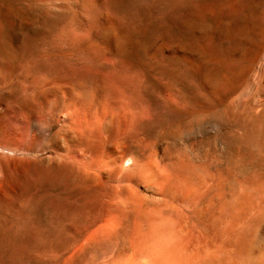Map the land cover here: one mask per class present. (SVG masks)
<instances>
[{
    "label": "rangeland",
    "instance_id": "obj_1",
    "mask_svg": "<svg viewBox=\"0 0 264 264\" xmlns=\"http://www.w3.org/2000/svg\"><path fill=\"white\" fill-rule=\"evenodd\" d=\"M20 1H22V4L19 3V5L18 2ZM40 1H43L45 6ZM46 1L47 0H17V2L15 1V3L13 0H0V2L2 3V5L0 4V11H3L2 13L0 12V41L9 37L8 40L5 39L4 42L1 41L3 46L2 44H0V113L3 108H8L9 112H16L17 115H20L21 117L29 114L28 116H30L31 118L30 131L32 137L35 140V144L33 145L32 149L25 151L21 146L11 144L7 136L4 137L3 135H1L2 126L0 125V146L2 144V146L0 147V264H125L127 263L128 259V262L130 264H133V262L134 264H145L144 262H146V259V263L149 264H151V261H153L152 264H160L161 262L162 264H171V262L172 264H194L196 263V260L199 261L200 258L202 259L205 256L207 257H205V259H202V264H209L210 261V264H217L216 262H219L218 260H220V263L222 264V260L224 258L222 257V259H220L222 253L225 254V258H228V261L230 259V262V257H232V254L233 258L235 257L234 255H238L235 246L236 237H239L238 234L240 235V237L242 236V238L246 239L244 245V252L246 254L243 252L242 254L240 253L238 256H236L237 258L240 257L239 259L236 258L238 261L240 260L239 264H241L242 261L243 264H259V260L262 261L261 264H264V0H139L140 2L137 0H107V3L109 4V9L112 6L110 9L111 14L124 21L128 16L126 22L156 19L158 23L159 20L162 23L168 21L169 24H167L166 27L162 25L163 27H160L161 30L158 33H162L164 31V33L168 37L173 39L178 44H181L186 41L184 28L186 25H189L187 43L190 44L188 45L189 48L191 47V54L193 56L194 61L193 65H191V67L188 69L189 71L186 70L178 60L166 59L164 61L159 60L160 62L157 61L158 63L154 62L155 64L153 62L151 64L150 62L143 65V70L149 77L153 78L154 76H158L157 78L161 80L163 78L166 83H170V86L173 85L172 88L177 93L180 103L182 104L181 106L179 105V108L184 112L178 110V108L175 115V117H178L172 119V122L170 121L164 125H161L162 130L160 126L150 128L145 131L141 140H135V144L133 142L132 152L135 156H137L138 160L140 159V167L138 166L139 168L137 167L133 171L127 173L130 176H127L126 174V179L128 180V182L132 180L129 183L135 181L133 185L129 186L124 183V187L122 185L119 186L117 183H114L113 185H110V188L109 186H107L108 189L106 188V191L101 192L102 194L100 193V191L96 190H94L96 191L94 192L92 190L86 191L84 189H81L80 187H78L77 181H75V178L72 175L71 179L68 178L70 174L69 169L67 170L66 167H59L55 165L52 160H47L48 156H53V150L47 148V146L51 143L54 134L58 131V127L54 126V128L52 129L49 128L48 123H50V117L52 113L50 114L49 108H46V105L39 98L38 91L45 86L44 84H47L49 81H58L59 79L65 77V75L67 76L74 74L81 64L88 61V56L82 46V43L72 40V36L74 34H82L85 31L84 26H82L74 19L72 11L70 10L69 6L72 0H49L47 2ZM180 1H182V4L180 3ZM110 2H112V5L110 4ZM153 2L154 4L155 2L159 3H157L156 5L149 4L150 7L147 5L148 3L153 4ZM26 3H30L34 7L30 4L26 5ZM168 3L172 7H174V9L170 7ZM175 3L176 6L178 4L177 7L175 6ZM40 4V8L37 7ZM229 6H232L233 8ZM20 7L21 9H18ZM44 7L46 8L44 9ZM143 7L145 8L143 9ZM146 7H149L151 9V12L152 10H155L149 19L148 17L149 15H151L150 9L146 10ZM169 8H171L170 12H168ZM231 8L232 11L234 8H236L237 11L235 10L232 13ZM31 9L34 11H32ZM158 10L159 14L157 13ZM174 10H176V12ZM22 11H26L28 13L25 12V14ZM36 11L39 15L36 13ZM20 12H22L23 14ZM9 13L10 15H8ZM14 13H17L16 16H20H15L14 18ZM139 13L142 14V16ZM166 13L168 15H166ZM154 14L155 16H153ZM162 14L164 16H162ZM7 15L9 17V20L11 19V22L8 20ZM35 15L38 16L36 17ZM175 15L177 16L175 17ZM43 16H45L46 18ZM158 16H161V19ZM20 17L23 20H21ZM27 17L28 19L26 20ZM5 18L7 21H5ZM16 18L18 19V24L16 23V21L14 22V19L16 20ZM8 22L10 23L8 24ZM12 22L15 23H13L14 25L12 26H16V29L12 28L14 32H12L10 28L12 27ZM21 22H23L24 24L22 23L21 25ZM25 22H30V24L32 23V25L27 23L26 25ZM6 23L7 27L5 28ZM39 24L41 25V27H39ZM27 26H30V28H28ZM35 26L36 28L39 27V29L37 28V30ZM23 28H27L28 30L30 29L31 31H28L27 29L22 30ZM64 28L66 30H64ZM17 29H19V31ZM235 29L238 34H234L236 32ZM169 30H172V32H170ZM44 31H46L45 33H43L45 36L42 34V32ZM151 31L147 33L148 35L146 34V37L149 43L152 41L151 44H154V37L156 38L155 35L157 34V32L156 30ZM6 32L7 34H5ZM51 32L53 33L51 34ZM151 33L153 34L151 35ZM14 34L16 35L14 36ZM2 35H4V37ZM235 35L238 36L237 39L235 38ZM25 36H28V38H26ZM9 40L11 41L9 42L11 44L9 45L11 46V48L8 47L6 43ZM234 40L239 43L234 44ZM74 42H76V45H74ZM203 45L205 46V48L207 46V50L204 48ZM5 47H8L10 49L6 50ZM75 48L77 50H75ZM61 49L65 51L63 52V50ZM1 50H3V54ZM10 50H13L15 53H11ZM82 50L83 53L81 52ZM6 51L8 52L6 53ZM82 54L86 56L83 55V57ZM5 58L6 63H4ZM83 58L85 61L83 60ZM159 63H161L162 65H160V71L156 69L159 67ZM171 65L173 68L171 67ZM154 66H156V68ZM38 67L41 69H39ZM153 69H155L156 72L155 70L154 72H152ZM157 70L160 74H158ZM4 71H6L7 73ZM13 71L16 73H14ZM168 71H170L171 74ZM177 71H179L180 73H177ZM184 71L187 73V75H185L186 73ZM166 72H168L169 74ZM182 72L183 74L181 75ZM21 73L23 74L21 75ZM151 73L152 76H150ZM155 73H157V76L155 75ZM165 73L168 74V76L170 75L169 77L167 76L168 81L165 78L166 76L164 77V75H166ZM175 73H177V75L179 76H177ZM13 75L18 76L14 77ZM189 75H191V77ZM8 76L9 80L5 82V77L7 78ZM171 76L172 78L176 79V81L173 79V84V81L171 79V82L169 81V78H171ZM184 76H189V78H187L190 80V82H187V78H185ZM164 80L162 81L165 82ZM176 82H179L180 84L178 83V85ZM175 83L177 84V87L175 86ZM22 84L24 85V87H22ZM31 91H33V93ZM180 94H183V99H181L182 95ZM27 96L29 97L27 98ZM29 98H31L30 100H28L29 102L26 101V99ZM32 100L35 103L34 106L33 103H30L32 102ZM185 100L186 102H184ZM20 102L21 104L23 102H28V104L26 103L24 105L23 103V106L20 104ZM186 104H189V106H186ZM15 106H17L18 108H15ZM31 106L32 110L30 109ZM38 111L41 112V114ZM27 112L28 114H24ZM186 114L188 115V117ZM259 116H261L262 118L260 119ZM252 117L254 118L252 119ZM180 120H183V122H180ZM184 120L186 122H184ZM45 122H48V125ZM252 122H254L255 126ZM179 126H181V129ZM155 129L157 131H152ZM48 131L50 134L48 133ZM4 138H6L7 141ZM45 143L47 144L45 145ZM155 144L157 145L155 146ZM154 147L155 149H159L160 159L162 160L163 164L159 173L155 175H153V173L151 172L146 171L143 166L144 162L155 158ZM150 148H153V150ZM138 153L140 154V156ZM228 162L230 163V165L228 164ZM46 163L50 166L52 163V166L50 167ZM173 163L187 164L190 167L191 175L194 178L195 184L199 186L198 188L197 185L195 186V189L193 190L194 192L192 191L191 196L186 202L187 204H183L180 201L175 200V204H177V207H179L177 209L179 210L175 209L160 211L165 201L169 200L166 197L164 190L165 181L172 173L171 165ZM48 168H52L53 170L51 169L52 171H49ZM222 168H225L226 171ZM58 169L62 174L64 171V174L61 179L58 178L59 183L56 184L58 182L56 181V176H62L61 174H59L60 172H58ZM49 173H52V176L49 175ZM222 173H225V175H223ZM45 175H49L51 177L48 178L47 176L48 180H36L38 179V177L45 178ZM215 175L216 178L214 177ZM219 175H222L224 177ZM66 178H68L69 180H66ZM49 179L51 182L49 181ZM72 182L76 183L75 186L74 183L71 184ZM148 182L155 183L154 188H151L150 193H146V190L143 191L144 188H142L143 185H145L144 183ZM138 183L139 187L137 186ZM116 186H118L119 188L116 189L118 191L121 190V192H116ZM136 186L138 187V189ZM225 187H227V190ZM69 188L75 194L72 193ZM114 189L115 191L111 192ZM130 189L132 190L130 191ZM133 189L137 193L136 198V193L133 192ZM196 189L198 190L196 191ZM206 190L209 191L207 192ZM76 192L77 194H79V196L76 194ZM108 192H111L110 196L107 195ZM86 193H89L87 195L90 197H87ZM213 193L215 194L213 195ZM224 193L225 195H222ZM103 194L104 196H102ZM99 195L103 197L105 202L103 201V199H101L99 202V199L101 198ZM139 195L141 198H138ZM260 195L262 198H260ZM108 196L111 197L112 200H106ZM114 196H117L116 201L115 199H113L115 198ZM147 196H149L150 199ZM95 197L99 198L98 202H96L97 199H95ZM118 197L120 199H124H122V203H119L121 201ZM257 197L261 200L257 199ZM157 198H159V200L161 199V202L163 204H161L160 201H157ZM214 198H216L218 201L217 213L214 215L213 221L209 225L204 226L200 224L195 217L190 215L188 212L187 216V214L185 213L186 211L183 210L186 205H191L190 208L195 207L201 202V200L206 201L207 204H210L214 201ZM221 198H224V200ZM137 199L142 200L144 205L143 208L141 207V203L140 206L134 204L136 203ZM238 199H241V203ZM258 200L260 201L259 203ZM219 201H221V204ZM139 202L140 201H137V203ZM158 204H161V206H159L160 209L158 207ZM154 205L155 207L157 206L156 209L154 208ZM182 205L183 207H181ZM140 207L142 209H140ZM145 208L147 209L145 210ZM181 208L182 213L180 212ZM230 208L233 209L231 210ZM227 209H229L230 211H228ZM236 209H238V211ZM137 211L140 212L138 213ZM142 211L143 213H141ZM151 211H153V213L157 212L158 214L155 213L153 215ZM114 213H116V215ZM168 214L170 215V217L167 216ZM112 216L117 217V219H114L119 222L120 226L117 229L118 231L109 229L107 230L104 227L105 220L110 218L112 219ZM161 216L162 218H165L164 222L167 220L169 221V219L171 221L173 220L172 224L174 226L171 224V221H167V223H169L168 226L166 222V224H164V222H162L163 220ZM173 216H175L176 218ZM177 217L180 219L178 220ZM121 218L123 220H121ZM153 219L155 220L154 222H156V224L153 222ZM174 219L177 220L179 224H177ZM145 220H151V222H153L152 225L153 229H155L154 231H152V225L148 226L150 225V221L145 224ZM186 221L188 222L186 223ZM159 223L161 226L165 225L167 227V231H165L166 229L164 227L162 229L161 226H159ZM232 224L234 228H232ZM154 225L157 226V229ZM194 225L197 226L198 229ZM240 225H242V227ZM172 227L175 231L172 229ZM192 228L194 229V231H192ZM169 229L171 230L172 237H170L171 235H168ZM179 229L182 230L180 231ZM156 230L159 234H155ZM259 230H261L260 233ZM202 231L205 234L207 233V239H205V235H202ZM151 233L155 236H153ZM208 233L211 236H208ZM178 234L182 235L179 236ZM230 234H232V239L230 238ZM175 235H177L176 239H174ZM166 236L168 238H166ZM182 236L186 237L182 238ZM169 237L171 238V241H169ZM201 237H203L202 239L205 240L203 241L201 239V242H199L200 240L198 239H200ZM172 239L174 241L176 240L175 242L177 244H175ZM177 239L180 240V242H178ZM212 239L213 241L215 239V241L212 242ZM167 240L169 242H166V245L164 242ZM196 241L199 242L197 246ZM219 242L220 244L222 243L221 246ZM122 243H124L123 246ZM125 243L128 244V247ZM168 243H171L170 245H173V248L174 246L177 247V249L174 248L172 250V247ZM210 243H212L213 245L215 243L216 246L214 245V248H210V246L212 245ZM158 244H160L161 246ZM203 244H205L206 246H203ZM223 245L225 246L224 250ZM226 245L229 246H227V248H229L230 251L234 247V252L236 251L237 254L231 251L233 253L230 252L231 256L229 257L228 255L230 254L227 255V252H222V250H229L226 248ZM201 246H203L202 248L206 247V249L209 246V248L212 250L210 254L213 253L211 255L212 257L208 258V255L210 256V254H208V252L210 251L208 250L209 248L207 250H202H205L206 252L208 251V255H206L204 251V256L201 252ZM218 246L223 247H219L220 249L217 256V254H215L213 250L216 249ZM198 247H200V251ZM125 248L127 249L124 250ZM162 248L168 249L167 251L164 250L165 254L163 251V255L161 253L163 250ZM195 248L197 249L195 250ZM191 249H194V251ZM186 250L188 252H186ZM175 251L177 255H175ZM197 251L201 252L200 256L202 255L203 257L199 258V255H196L195 253ZM113 253L115 254V256ZM154 253L155 255L157 254L156 257ZM159 253L161 254V256L159 255ZM219 253L221 254L219 255ZM189 255L191 258L189 257ZM226 255L228 257H226ZM125 256L128 257L125 258ZM132 256H134V260L131 258ZM213 256H215V258ZM157 257L159 258L158 261ZM160 257L163 259L162 261L160 260ZM225 258L223 260L224 264H230ZM130 259L132 260L130 261ZM123 260H126V262ZM184 260L188 262L185 263L183 262ZM112 261H114L115 263ZM198 263L200 264V262ZM231 264L233 263L231 262Z\"/></svg>",
    "mask_w": 264,
    "mask_h": 264
},
{
    "label": "bare ground",
    "instance_id": "obj_2",
    "mask_svg": "<svg viewBox=\"0 0 264 264\" xmlns=\"http://www.w3.org/2000/svg\"><path fill=\"white\" fill-rule=\"evenodd\" d=\"M5 1V0H4ZM11 1V0H10ZM14 2L17 0H13ZM19 1V0H18ZM49 1V0H47ZM46 1V2H47ZM139 1V0H137ZM144 1V0H143ZM148 1V0H147ZM146 1V2H147ZM165 1V0H164ZM178 1V0H177ZM187 1V0H186ZM185 1V2H186ZM190 1V0H189ZM15 2V3H16ZM41 2V1H40ZM45 2V1H44ZM69 2V1H68ZM118 2V1H117ZM116 2V3H117ZM121 2V1H120ZM119 2V3H120ZM136 2V1H135ZM140 2V1H139ZM152 2V1H151ZM160 2V1H159ZM157 2V3H159ZM175 2V1H174ZM5 3V2H4ZM13 3V2H12ZM21 3L22 4V1L18 2V4ZM43 3V1L41 2ZM60 3V2H59ZM58 3V4H59ZM122 3V2H121ZM143 3V2H142ZM155 2L152 3H148L147 5L149 6V4L151 5H156L157 4ZM180 3L182 4V1H180ZM237 3V2H236ZM245 3V2H244ZM0 4L2 5V3L0 2ZM30 4V3H29ZM26 3V5H29ZM36 4V3H35ZM39 4V3H37ZM44 4V3H43ZM51 4V3H50ZM57 4V5H58ZM110 4L112 5V2H110ZM138 4V3H137ZM146 4V3H145ZM165 4V3H164ZM169 4V3H168ZM179 4V2H178ZM177 4V6H178ZM0 5V6H1ZM15 5V4H14ZM20 5V4H19ZM31 5V4H30ZM109 4L107 3V0H72L71 1V4H70V10L72 11V14L74 16V19L80 23L82 26H84V33L82 34H74L72 36V40L73 41H77V42H81L82 43V46L85 50V52L87 53V56H88V61L87 62H84L83 64L80 65V67L76 70V72L72 75H65V77H63L62 79H59L58 81H49L47 84H44L45 86L43 88H41L39 91H38V96L39 98L43 101V103L46 105V108L48 107L49 108V111H50V114H51V117H50V123H46L49 128H54V126H57L58 127V131L54 134L52 140H51V143L47 146V148H50L52 149L51 151L53 152V156L50 157L48 156L47 157V160H52L53 163L59 167H66L67 170L69 169L70 170V174L68 176L69 179H71V175L75 178V181H77V185L78 187H80L81 189H84L86 191L88 190H96V191H100L101 192H104L106 191L105 189L107 188V186H109L110 188V185H113L114 183H117L119 186L122 185L124 186V183H126L127 185L129 186H132L133 183L135 182H132V183H129L131 181L128 182V180L126 179V174L133 171L134 169H136L140 162L137 158V156H135L132 152V145H133V142L137 139H142L143 138V135L145 133V131H147L148 129L150 128H154V127H159L161 128L162 130V127L161 125H164L168 122H172V119H175V115H176V111L177 109L179 108V105L181 106L182 104L180 103V100H179V97L177 95V93L175 92V90L172 88V86H170V83H166V81L162 78V80H164L165 82H163L161 79L157 78L158 76L156 75L157 73H155V75L157 77H149L146 72L143 70V65H145L146 63H150L152 64V62H160L159 60H178L181 65L186 69L188 70L191 65H193V56H192V51H191V47L189 48V43H187V38H188V34H189V25H186L184 30H185V35H186V41L181 43V44H178L176 43L173 39H171L170 37H168L164 31L162 33H158L160 32L161 28L163 26L166 27L167 24H169V22H165V23H162L160 22L159 20V23L156 21V20H146V21H132V22H126L127 20V17H126V20H122V19H119L117 17H115V15H112L111 14V7L109 9ZM139 5V4H138ZM141 5V4H140ZM146 5V6H147ZM167 5V4H166ZM170 5V4H169ZM190 5V4H189ZM11 6V5H10ZM33 6V5H31ZM30 6V8H31ZM41 6L38 5L37 7ZM45 6V4H44ZM47 6H48V3H47ZM115 6V5H114ZM121 6V5H120ZM144 6V4H143ZM159 6V5H158ZM161 6V5H160ZM175 6H176V3H175ZM176 6V7H177ZM182 6V5H181ZM34 7V6H33ZM36 7V6H35ZM116 7V6H115ZM130 7V6H129ZM142 7V6H141ZM150 7V6H149ZM149 7H146L148 9H150ZM169 7V6H168ZM170 7H172L170 5ZM229 7H232V6H229ZM1 8V7H0ZM8 8V7H7ZM12 8V7H11ZM40 8V7H39ZM38 8V9H39ZM46 7H44L45 9ZM52 8V6H51ZM56 8V7H55ZM145 7H143L144 9ZM155 8V6H154ZM153 8V9H154ZM157 8V7H156ZM174 9V7H172ZM187 8V7H186ZM233 8V7H232ZM232 8H231V11H232ZM250 8V7H249ZM10 9V8H9ZM15 9V8H14ZM18 9H21L18 8ZM27 9V8H26ZM34 9V8H33ZM121 9V7H120ZM141 9V8H140ZM159 9V7H158ZM168 9V8H167ZM170 9L169 8V11L170 12ZM172 9V10H173ZM176 9V8H175ZM2 10V9H1ZM30 10V9H28ZM32 10V9H31ZM36 10V9H35ZM40 10V9H39ZM183 10V9H182ZM186 10V9H185ZM189 10V9H188ZM191 10V9H190ZM236 8L233 9V11H235ZM19 11V10H18ZM17 11V12H18ZM27 11V10H26ZM25 11V12H26ZM34 11V10H32ZM31 11V12H32ZM119 11V10H118ZM121 11V10H120ZM145 11V10H144ZM155 11V10H154ZM152 10L151 12V9H150V14L148 19L150 18V16H152L153 12ZM176 12V10H174ZM228 11V10H227ZM232 11V13H233ZM237 11V10H236ZM1 12V11H0ZM3 12V11H2ZM1 12V13H2ZM9 12V10H8ZM15 12V11H14ZM23 13H25L24 11H22ZM20 12V13H22ZM40 12V11H39ZM149 12V11H148ZM146 12V13H148ZM174 12V14H175ZM245 12V11H244ZM12 13V12H11ZM22 13V14H23ZM28 13V12H26ZM25 13V14H26ZM33 13V12H32ZM37 13V11H36ZM35 13V14H36ZM48 13V12H47ZM138 13V12H137ZM143 13V12H142ZM159 14V10L157 12ZM161 13V11H160ZM231 13V12H230ZM15 14V15H14ZM12 15H14L13 17L15 18V16L17 15V13H14ZM19 14V13H18ZM25 14H24V17H25ZM38 14V13H37ZM135 14V13H134ZM140 14V13H139ZM144 14V13H143ZM10 15V13L8 14ZM7 15V18L9 20V17ZM11 15V17H12ZM28 15V14H27ZM39 15V14H38ZM37 15V16H38ZM55 15V14H54ZM142 16V14H140ZM148 15V14H147ZM166 15H168L166 13ZM20 15L16 16V17H19ZM36 16V15H35ZM36 16V17H37ZM57 16V15H56ZM120 16V14H119ZM122 16V15H121ZM155 16V14L153 15ZM162 16H164L162 14ZM177 15H175L176 17ZM45 17V16H43ZM131 17V16H130ZM136 17V16H135ZM146 17V16H144ZM159 17V16H158ZM157 17V18H158ZM161 17V16H160ZM159 17V18H160ZM172 17V16H171ZM2 18V17H1ZM21 18V17H20ZM46 18V17H45ZM57 18V17H56ZM158 18V19H159ZM238 18V17H237ZM28 19V17L26 18V20ZM144 19V18H143ZM154 19V18H153ZM161 19V18H160ZM166 19V18H165ZM171 19V18H170ZM4 20V19H3ZM13 20V19H12ZM17 18L16 20L14 19V22L16 21L17 23ZM21 20H23L21 18ZM30 20V18H29ZM28 20V21H29ZM40 20V19H39ZM51 20V19H50ZM142 20V19H141ZM145 20V19H144ZM163 20V19H162ZM174 20V19H173ZM5 21L6 18H5ZM11 22V19L9 20ZM20 21V20H19ZM35 21H38V20H35ZM176 21V20H175ZM4 22V21H3ZM8 22V24L10 23ZM12 22L11 23V26L14 25L15 23ZM42 22V21H40ZM39 22V23H40ZM181 22V20H180ZM183 22V21H182ZM14 23V24H13ZM23 22H21V25H22ZM27 22H25L26 24ZM45 23V22H44ZM63 23V22H62ZM3 24V23H2ZM1 24V25H2ZM18 24V23H17ZM24 24V23H23ZM27 24H30L27 23ZM26 24V25H27ZM38 24V23H37ZM56 24V23H55ZM4 25V24H3ZM2 25V26H3ZM7 23L5 24V28L7 27L6 26ZM25 25V26H26ZM32 25V23L30 24ZM35 25V24H34ZM59 25V24H58ZM163 25V26H162ZM176 25V24H175ZM10 26V25H9ZM20 26V25H19ZM38 26V25H37ZM61 26V25H60ZM162 26V27H161ZM230 26V25H229ZM228 26V27H229ZM236 26V25H235ZM4 27V26H3ZM2 27V28H3ZM16 27V26H15ZM15 27H10L11 28V31H13L12 28H15ZM28 27V26H27ZM39 27H41V25L39 24ZM39 27H37L39 29ZM54 27V26H53ZM161 27V28H160ZM179 27V26H178ZM234 27V26H233ZM1 28V26H0ZM30 28V26L28 27ZM36 28V26H35ZM36 28V29H37ZM55 28V27H54ZM78 28V27H77ZM80 28V27H79ZM4 29V28H3ZM16 29V28H15ZM21 29V28H19ZM19 29H17L19 31ZM27 29V28H26ZM26 29H22V30H26ZM37 29V30H38ZM52 29V27H51ZM165 29V28H164ZM163 29V30H164ZM233 29V28H232ZM237 29V27H236ZM235 29V31H236ZM5 30V29H4ZM8 30V29H7ZM6 30V31H7ZM28 30V29H27ZM30 30V29H29ZM28 30V31H29ZM36 30V31H37ZM64 30H66L64 28ZM75 30V28H74ZM78 30V29H77ZM151 30H156L157 34L155 35L156 38L154 37L155 39V43L154 44H151L152 41L149 43V41H147V33H149ZM10 31V29H9ZM8 31V32H9ZM16 31V30H15ZM31 31V30H30ZM58 31V30H57ZM170 31V30H169ZM1 32V31H0ZM3 32V31H2ZM11 32V33H12ZM46 31L42 32L45 33ZM49 32V31H48ZM55 32V31H54ZM153 32V31H151ZM167 32H168V29H167ZM172 32V30L170 31ZM4 33V32H3ZM19 33V32H17ZM26 33V32H25ZM53 32H51L52 34ZM80 33V32H79ZM178 33V32H177ZM227 33V32H226ZM238 34V32L236 31L234 34ZM7 34V32L5 33ZM41 34V33H40ZM50 34V35H51ZM69 34V33H68ZM147 34V35H146ZM153 33H151L152 35ZM230 34V33H229ZM242 34V33H241ZM16 34H14L15 36ZM44 35V34H43ZM64 35V34H63ZM209 35V34H208ZM228 35V33H227ZM4 37V35H2ZM9 36V35H8ZM45 36V35H44ZM229 36V35H228ZM234 36V35H233ZM240 36V35H239ZM7 37V35H6ZM26 37V36H25ZM30 37V36H29ZM150 37V35H149ZM238 36L235 35V38L237 39ZM11 38V37H10ZM24 38V37H23ZM28 38V36L26 37ZM25 38V39H26ZM48 38V37H47ZM153 38V37H151ZM5 39H9V37L5 38ZM4 39V40H5ZM20 39V38H19ZM56 39V38H55ZM4 40H1L4 42ZM54 40V39H53ZM150 40V39H149ZM0 41V42H1ZM58 41V40H57ZM64 41V40H63ZM239 41V40H237ZM6 42V41H5ZM9 42H11L10 40L7 41V46L11 48V45ZM14 42V41H13ZM33 42V40H32ZM68 42V40H67ZM235 42V43H234ZM234 44H238L239 42H236V40H234ZM9 43V44H8ZM26 43H27V40H26ZM79 43V44H81ZM2 44V42L0 43ZM68 44V43H67ZM189 44V45H188ZM208 44V43H207ZM212 44H213V41H212ZM20 45V43H19ZM74 45H76V42H74ZM73 45V46H74ZM3 46V44H2ZM6 46V45H5ZM13 46V45H12ZM70 46V45H69ZM78 46V45H77ZM204 46V45H203ZM6 48L7 49H10V48ZM29 47V46H28ZM68 47V46H67ZM75 47V46H74ZM72 47V48H74ZM18 48V47H17ZM30 48V47H29ZM64 48V47H63ZM71 48V47H70ZM81 48V47H80ZM205 48V46H204ZM203 48V49H204ZM207 48V46H206ZM205 48V49H206ZM1 49V48H0ZM13 49V48H12ZM35 49V48H34ZM65 49V48H64ZM63 50V49H61ZM75 50H77L75 48ZM202 50V49H201ZM207 50V49H206ZM2 51V54H3V50ZM5 51V50H4ZM9 51V50H8ZM6 51V53L8 52ZM11 53L14 52L13 50H10ZM57 51V50H56ZM65 50H63L64 52ZM74 51V50H73ZM78 52V51H77ZM77 52H74V53H77ZM83 53V50L81 51ZM204 52V51H203ZM5 53V54H6ZM9 53V54H11ZM15 53V52H14ZM72 53V52H71ZM4 54V55H5ZM8 54V55H9ZM59 54V53H58ZM80 54V53H79ZM3 55V56H4ZM7 55V56H8ZM18 55V54H17ZM53 55V54H52ZM55 55V53H54ZM78 55V54H77ZM81 55V54H80ZM84 54H82L83 56ZM79 56V55H78ZM81 56V57H82ZM86 56V55H84ZM83 56V57H84ZM1 57V56H0ZM53 57V56H52ZM57 57V56H56ZM74 57V56H73ZM50 58V57H49ZM10 59V58H9ZM55 59V58H54ZM84 60V58H83ZM19 61V60H18ZM67 61V60H66ZM85 61V60H84ZM15 62V60H14ZM13 62V63H14ZM81 62V61H80ZM157 62V63H158ZM4 63H6V58L4 59ZM42 63V61H41ZM69 63V62H68ZM74 63V62H72ZM76 63V62H75ZM78 63V62H77ZM156 63V64H157ZM195 63V62H194ZM155 64V63H154ZM167 64V63H166ZM165 64V65H166ZM72 65V64H71ZM161 63H159V67H160ZM173 65V64H172ZM171 65V67H172ZM79 66V65H78ZM162 66V65H161ZM168 66V65H167ZM77 67V66H76ZM156 68V66H154ZM158 67V65H157ZM158 69L159 71L161 70V67L160 69ZM7 68V67H6ZM39 68V67H38ZM150 68V67H149ZM168 68V67H166ZM173 68V67H172ZM10 69V68H9ZM21 69V68H19ZM25 69V68H24ZM27 69V68H26ZM41 69V68H39ZM151 69V68H150ZM16 70V69H15ZM14 70V71H15ZM147 70V69H146ZM155 69L152 70V72H154ZM157 70V72H158ZM173 70V69H172ZM7 71V70H6ZM4 71V72H6ZM10 71V70H9ZM13 71V72H14ZM19 71V70H18ZM189 71V70H188ZM151 72V70H150ZM156 72V70H155ZM170 73V71H168ZM166 72V73H168ZM185 72V71H184ZM7 73V72H6ZM10 73V72H9ZM16 73V72H14ZM13 73V74H14ZM165 73V74H166ZM168 73V74H169ZM177 73H180L179 71H177ZM177 73H175L177 75ZM186 73V72H185ZM23 73H21L22 75ZM33 74V73H32ZM40 74V73H38ZM158 74H160L158 72ZM168 74L164 75V77L166 78V80L168 81L167 79V76ZM171 74V73H170ZM174 74V75H175ZM183 74V72L181 73V75ZM188 74H191V73H188ZM15 75V74H14ZM13 75V76H14ZM20 75V76H21ZM27 75V74H26ZM44 75V74H43ZM154 75V74H153ZM173 75V76H174ZM175 75V76H176ZM180 75V76H181ZM187 75V73L185 74ZM18 76V75H17ZM17 76H14V77H17ZM38 76V75H37ZM152 76V73L151 75ZM170 76V75H169ZM168 76V77H169ZM179 76V75H177ZM191 77V75H189ZM189 76H184L185 78H189ZM35 77V76H34ZM47 77V76H46ZM4 78V77H3ZM9 76L5 79L7 82ZM25 78V77H24ZM184 78V79H185ZM187 78V82H190V80ZM36 79V78H35ZM34 79V80H35ZM38 79V78H37ZM173 81L174 78H169V81L171 82V80ZM31 80V79H30ZM176 81V79H174ZM189 80V81H188ZM19 81V80H18ZM32 81V80H31ZM178 81V80H177ZM27 82V81H26ZM36 82V81H35ZM38 82V80H37ZM19 83V82H18ZM29 83V82H28ZM174 83V81L172 82V84ZM177 83V82H176ZM175 83V84H176ZM179 83V82H178ZM177 83V84H178ZM11 84V83H10ZM177 84L175 85L177 87ZM180 84V83H179ZM178 84V85H179ZM23 85V84H22ZM33 85V84H32ZM38 85V84H37ZM17 86V85H16ZM2 87V86H1ZM15 87V86H14ZM24 87V85L22 86ZM30 87V86H29ZM20 88V87H19ZM182 88V87H181ZM13 89V87H12ZM15 89V88H14ZM38 89V88H37ZM179 89V88H178ZM23 90V89H22ZM27 91V90H26ZM34 91V90H33ZM33 91H31L33 93ZM15 92V91H14ZM13 92V93H14ZM185 92V91H184ZM6 93V92H5ZM27 93V92H26ZM4 94V93H2ZM21 94V93H20ZM19 94V96H20ZM6 95V94H4ZM23 95V94H22ZM182 95L181 96V99H183L182 97L183 94H180ZM29 96H27L28 98ZM36 97V96H35ZM23 98V96H22ZM26 98V97H25ZM37 98V97H36ZM31 98L29 99H26V101L30 100ZM35 100V99H34ZM24 101V99H23ZM38 101V99H37ZM22 102V101H21ZM20 102V104H21ZM29 102V101H28ZM28 102H26L28 104ZM186 102V100L184 101ZM183 102V103H184ZM5 103V102H4ZM24 103V102H23ZM23 103L21 105H23ZM24 103V105L26 104ZM30 103H33V106L35 105V103L33 102H30ZM188 103V101H187ZM185 104V103H184ZM190 104V102H189ZM189 104H186V106H189ZM23 105V106H24ZM32 105V104H31ZM42 105V104H41ZM40 105V107H41ZM19 106V105H17ZM17 106H15V108H18ZM38 107V106H37ZM183 107V106H182ZM185 107V106H184ZM32 108V106L30 107V109ZM34 108V107H33ZM45 108V107H44ZM35 109V108H34ZM38 109H41V108H38ZM19 110V109H18ZM28 110V109H27ZM32 110V109H31ZM178 110H181L180 108ZM29 111V110H28ZM44 111V110H43ZM182 111V110H181ZM23 112V111H22ZM33 112V111H32ZM31 112V113H32ZM39 112V111H38ZM184 112V111H182ZM36 113V112H35ZM41 114V112H39ZM179 113V112H178ZM24 114H28L27 113H24ZM23 115V114H22ZM29 115V114H28ZM28 115H25L23 117H21L20 115H17L16 112H13V111H10L9 112V109L8 108H3V110L1 111L0 113V125L2 126V133L1 135H3L4 137L7 136L9 138V141L11 144H15L16 146H21L25 151H28V150H31L33 145L35 144V140L34 138L32 137L31 135V118L30 116ZM187 115V114H186ZM40 117V116H39ZM42 117V116H41ZM46 117V116H45ZM188 117V115H187ZM260 119L262 118L261 116H259ZM43 118V117H42ZM181 118V117H180ZM254 117H252L253 119ZM44 119V118H43ZM186 119V118H185ZM257 119V118H256ZM259 119V120H260ZM183 122V120H180V122ZM254 121V120H252ZM184 122H186L184 120ZM259 122V121H258ZM38 123V122H37ZM36 123V124H37ZM43 123V122H42ZM254 124V122H252ZM261 123V122H260ZM170 124V123H169ZM183 124V123H182ZM175 125V124H173ZM186 125V123H185ZM262 125V124H260ZM264 125V124H263ZM255 126V124H254ZM259 126V125H258ZM257 126V127H258ZM44 127H45V124H44ZM180 129H181V126H179ZM183 127V126H182ZM176 128V127H175ZM177 129V128H176ZM179 129V128H178ZM259 129V128H258ZM263 129V128H262ZM44 130V128H43ZM257 130V129H256ZM152 131H157L156 129L155 130H152ZM262 132V131H261ZM49 133V131H48ZM263 133V132H262ZM43 134V133H42ZM50 134V133H49ZM250 134V133H249ZM46 135V134H44ZM247 135V134H246ZM244 136V135H243ZM242 136V137H243ZM45 137V136H44ZM248 137V136H247ZM2 139V138H1ZM6 140V138H4ZM145 139V138H144ZM7 141V140H6ZM141 142V141H140ZM2 143V142H1ZM139 143V142H138ZM143 143V142H142ZM47 143H45L46 145ZM135 144V142H134ZM149 144H152V143H149ZM138 145V144H137ZM147 145V144H146ZM157 144H155L156 146ZM169 145V144H168ZM2 146V144H1ZM0 146V147H1ZM5 147V146H4ZM3 147V149H4ZM42 147V146H40ZM139 147V146H138ZM152 147V145H151ZM11 148V147H10ZM14 148V147H13ZM44 148V147H43ZM7 149V148H5ZM21 149V148H20ZM153 150V148H150ZM155 149V147H154ZM47 150V149H46ZM8 151V150H7ZM154 155H155V158L147 161V162H144L143 163V166L145 168L146 171L148 172H151L153 173V175L155 174H158L159 171L161 170V167H162V160L160 159V154H159V149H155L154 150ZM164 152V151H163ZM28 153V152H27ZM40 153V152H39ZM47 153V152H46ZM43 154V153H41ZM139 154V153H138ZM150 154V152H149ZM25 156V155H24ZM27 156V155H26ZM140 156V154H139ZM252 157V156H250ZM26 158V157H25ZM140 158V157H139ZM152 158V157H151ZM24 159V158H23ZM164 159V158H163ZM26 161V160H25ZM165 161V160H163ZM22 162V161H21ZM20 162V163H21ZM49 162V161H48ZM51 162V161H50ZM183 162V161H182ZM38 163V162H37ZM164 163V162H163ZM24 164V162H23ZM47 164V163H46ZM165 164V163H164ZM228 164L230 165V163L228 162ZM227 164V166H228ZM26 165V164H25ZM48 165V164H47ZM214 165V164H213ZM50 166V165H48ZM51 166H52V163H51ZM50 166V167H51ZM225 166V165H224ZM26 167V166H25ZM140 167V166H139ZM138 167V168H139ZM166 167V166H164ZM169 167V166H167ZM208 167V166H206ZM64 168V169H66ZM221 168V167H220ZM49 169V168H48ZM47 169V170H48ZM52 169V168H51ZM49 169V171L51 170ZM53 169H54V166H53ZM52 169V170H53ZM60 169V168H59ZM58 169V172H60V170ZM223 170L225 168H222ZM51 170V171H52ZM63 170V169H62ZM66 170V171H67ZM164 170V169H163ZM171 170H172V173L171 175L166 179L165 181V194H166V197L169 199L168 201H165V203L163 204L161 202V199L159 200V198H157L158 200L157 201H160L161 204H163V206H161V204L159 205L158 204V207L160 209V211L162 210H175L179 207H177V204H175V200L177 201H180L181 203L183 204H187V200L189 199V197L191 196L192 194V191L195 189V186L197 184H195V181H194V178L193 176L191 175V171H190V167L185 164V163H173L171 165ZM170 170V171H171ZM200 170V169H199ZM57 171V170H56ZM202 171V170H201ZM226 171V169H225ZM54 172V171H53ZM140 172V170H139ZM145 172V171H144ZM169 172V171H168ZM204 172V171H203ZM150 173V174H151ZM170 173V172H169ZM201 173V172H200ZM208 173V172H207ZM56 174V173H55ZM59 174H61L62 176H59L57 178L56 181H58V178L61 179V177H63V174H64V171H63V174L60 172ZM67 174V175H68ZM221 174V173H220ZM223 175H225V173H222ZM49 175L52 176V173ZM48 176L51 177V176ZM160 175H161V172H160ZM231 175V174H230ZM47 176L45 175L44 177L45 178H39L40 177V174H39V177L38 179H36L37 181L40 179H44V180H48ZM127 176H130L127 174ZM167 176V175H165ZM200 176V175H199ZM219 176H222V175H219ZM36 177V178H37ZM42 177V175H41ZM141 177V176H140ZM216 178V175L214 176ZM224 177V176H222ZM221 177V178H222ZM260 177V176H259ZM68 178H66V180H69ZM143 178V177H142ZM141 178V179H142ZM210 178V177H209ZM219 178V177H218ZM241 178V177H240ZM32 179V178H31ZM199 179V178H198ZM220 179V178H219ZM229 179V178H228ZM43 180V181H44ZM65 180V181H66ZM165 180V179H164ZM196 180V179H195ZM50 181V179H49ZM62 181V180H61ZM72 181V180H70ZM74 181V182H75ZM155 181V180H154ZM215 181V180H214ZM221 181V180H220ZM51 182V181H50ZM49 182V183H50ZM55 182V181H54ZM64 182V180H63ZM69 182V181H68ZM74 182H72L71 184H73ZM198 182V181H196ZM216 182V181H215ZM230 182V181H229ZM237 182V181H236ZM48 183V184H49ZM56 183V182H55ZM59 181L56 183L58 184ZM66 183V182H65ZM235 183V182H234ZM62 184V183H61ZM69 184V183H68ZM76 183H74V186H75ZM145 185H143L142 188L143 191L146 190V193H150L151 191V188L153 187L154 188V185L155 183L154 182H148V183H144ZM199 184V183H198ZM220 184V183H219ZM226 184V183H225ZM242 184V182H241ZM251 184H252V181H251ZM54 185V183H53ZM202 185V184H201ZM218 185V183H217ZM229 185V184H228ZM238 185V184H237ZM236 185V186H237ZM56 186V185H55ZM72 186V187H74ZM122 186H121V189H122ZM137 186L139 187V183L137 184ZM136 186V187H137ZM162 186V185H161ZM199 185H197V188H198ZM216 186V184H215ZM231 186V185H230ZM66 187V186H65ZM64 187V188H65ZM68 187V186H67ZM70 187V188H72ZM125 187V186H124ZM137 187V189H138ZM205 187V186H204ZM213 187V186H212ZM238 187V186H237ZM243 187V185H242ZM262 187V185H261ZM69 188V189H70ZM76 188V187H75ZM119 189L118 186L115 187V189ZM130 188V187H129ZM134 188V187H133ZM162 188V187H161ZM206 188V187H205ZM226 190H227V187H225ZM236 188V187H235ZM253 188V187H252ZM67 189V188H66ZM74 189V188H73ZM108 189V188H107ZM114 190H109L111 192L115 191ZM116 189V190H117ZM136 189V190H137ZM231 189V188H230ZM71 190V189H70ZM76 190V189H75ZM125 190V189H124ZM132 189H130L131 191ZM141 190V189H140ZM156 190V189H155ZM158 190V189H157ZM198 189H196L197 191ZM211 190V189H210ZM216 190V189H215ZM232 190V189H231ZM242 190V189H241ZM72 191V190H71ZM81 191V190H80ZM94 191V192H96ZM108 191V190H107ZM204 191V190H203ZM207 191V190H206ZM205 191V192H206ZM209 191V190H208ZM207 191V192H208ZM219 191V190H218ZM229 191V190H228ZM234 191V189H233ZM262 191V190H261ZM69 192V191H68ZM111 192L107 195H111ZM116 192H121L120 191H116ZM133 192H135V190L133 189ZM194 192V191H193ZM199 192V191H198ZM197 192V193H198ZM204 192V193H205ZM215 192V191H214ZM259 192V190H258ZM72 193H74L72 191ZM81 193V192H80ZM92 193V192H91ZM136 193V192H135ZM160 193V192H159ZM216 193V192H215ZM213 193V195L215 194ZM231 193V192H230ZM75 194V193H74ZM77 194V192H76ZM89 194V193H86V195ZM99 194V193H98ZM102 194V193H101ZM201 194V193H200ZM232 194V193H231ZM259 194H262V193H259ZM79 196V194H77ZM95 195V194H94ZM113 195V194H112ZM118 195V194H117ZM147 195V194H146ZM153 195V194H151ZM157 195V194H156ZM195 195V194H194ZM206 195V194H205ZM203 195V196H205ZM222 195H225L222 194ZM230 195V194H229ZM240 195V194H239ZM245 195V194H244ZM83 196V195H82ZM81 196V197H82ZM100 196V195H99ZM98 196V197H99ZM104 196V194L102 195ZM105 197L106 200L108 199H111V197ZM159 196V195H158ZM212 196V194H211ZM77 197V196H76ZM87 197H90L87 195ZM101 197V196H100ZM115 198V201L117 200V196H114ZM137 197V193L135 195V198ZM149 197V196H147ZM153 197V196H152ZM197 197V196H195ZM218 197V196H217ZM225 197V196H224ZM237 197V196H235ZM264 197V195H263ZM93 198V197H92ZM119 198V197H118ZM138 198H141L140 195L138 196ZM155 198V197H154ZM166 198V200H167ZM212 198V197H211ZM260 198L261 195H260ZM68 199V198H66ZM81 199V198H80ZM90 199V198H89ZM97 199L96 202H98V199L99 198H96ZM103 199V197H101L99 199V202L100 200ZM120 199V198H119ZM123 199V198H122ZM122 199H120L121 202L119 203H122ZM147 199V198H146ZM150 199V197H149ZM153 199V198H152ZM210 199V198H209ZM213 199V198H212ZM224 200V198H221ZM242 199V198H241ZM241 199L239 200L240 203H241ZM255 199V198H253ZM257 199H259L257 197ZM91 200V199H90ZM112 200V199H111ZM124 200V199H123ZM155 200V199H154ZM198 200V199H197ZM201 200V199H200ZM220 200V199H218ZM228 200V199H227ZM261 200V199H259ZM258 200V203L260 202ZM264 200V198H263ZM104 201V199H103ZM102 201V202H103ZM137 201H140L139 203H137ZM136 204L137 206H140V203L142 204L141 207L143 208V202L142 200L140 199H137ZM144 201V200H143ZM156 201V200H155ZM163 201V202H164ZM195 201V200H194ZM222 201V200H221ZM221 201L220 204H221ZM226 201V199H225ZM234 201V200H233ZM105 202V201H104ZM103 202V203H104ZM117 202V203H118ZM154 202V201H152ZM196 202V201H195ZM210 202V200H209ZM208 202V203H209ZM232 202V201H231ZM237 202V201H236ZM243 202V201H242ZM246 202V201H245ZM95 203V202H94ZM127 203V202H126ZM147 203V202H146ZM145 204V202H144ZM149 204V203H148ZM156 204V203H155ZM180 204V203H179ZM195 204V203H194ZM80 205V204H79ZM118 205V204H116ZM126 205V204H125ZM151 205V204H150ZM157 205V204H156ZM242 205V204H240ZM244 205V204H243ZM246 205V204H245ZM129 206V205H128ZM131 206V205H130ZM179 206V205H178ZM227 206V205H226ZM126 207V206H125ZM140 207V209H142ZM183 207V205L181 206ZM191 205H186L184 207L183 210H185L186 214L187 212L192 215L193 217L196 218V220L202 224V225H209L210 223H212L213 221V218H214V215L217 213V207H218V201L216 198H214V201L211 202L210 204H207L206 201H202L196 205L195 207L193 208H190ZM251 207V206H250ZM249 207V208H250ZM124 208V207H123ZM154 208L156 209L157 206L155 207L154 205ZM246 208V206H245ZM248 208V209H249ZM147 208H145L146 210ZM158 209V210H159ZM231 209V208H230ZM233 209V208H232ZM231 209V210H232ZM139 210V209H138ZM179 210V209H177ZM223 210V208H222ZM228 211H230L229 209H227ZM238 211V209H236ZM247 210V209H245ZM144 211V210H143ZM143 211L141 213H143ZM138 212V211H137ZM140 212V211H139ZM138 212V213H139ZM153 213V211H151ZM180 212L182 213V208L180 210ZM179 212V213H180ZM235 212V211H234ZM113 213V212H112ZM149 213V212H148ZM157 213V212H154L153 215ZM162 213V212H161ZM178 213V211H177ZM223 213V212H222ZM240 213V212H239ZM116 215V213H114ZM113 214V215H114ZM121 214V213H120ZM158 214V213H157ZM236 214V213H235ZM255 214V213H254ZM260 214V213H259ZM243 215V214H242ZM163 216V215H162ZM161 216V218H162ZM166 216V215H165ZM167 216L170 217V215L168 214ZM172 216V214H171ZM176 216V215H175ZM173 216V217H175ZM188 216V214H187ZM231 216V215H230ZM238 216V215H237ZM249 216V215H248ZM247 216V217H248ZM109 217V216H108ZM119 217V216H118ZM128 217V216H127ZM140 217V216H139ZM144 217V216H143ZM171 217V218H173ZM241 217V216H240ZM114 218L117 219L116 216H112V219H106L105 222H104V227L108 230H117L119 228V222L117 220H115ZM120 218V217H119ZM124 218V217H122ZM121 218V220H123ZM126 218V217H125ZM129 218V217H128ZM127 218V220H128ZM150 218V217H149ZM148 218V219H149ZM153 218V217H151ZM176 218V217H175ZM254 218V217H253ZM264 218V217H263ZM164 219L165 218H162V222H164ZM177 219L179 220L180 218L177 217ZM194 219V218H193ZM225 219V218H224ZM223 219V220H224ZM229 219V218H228ZM227 219V221H228ZM231 219V218H230ZM233 219V218H232ZM125 220V219H124ZM182 220V219H181ZM190 220V219H189ZM220 220V219H219ZM120 221V220H119ZM146 221V220H145ZM144 221V222H145ZM150 221V225L148 226H151L152 223L155 221L153 219V222H151V220H147L145 224H147V222ZM159 221V222H160ZM168 221V220H167ZM167 221H165L167 223ZM171 220L169 219L168 222H170ZM174 221L177 222V220L174 219ZM196 221V222H197ZM231 221V220H230ZM143 222V223H144ZM164 222V224H166ZM182 222V221H181ZM188 221H186L187 223ZM194 222V220H193ZM241 222V221H240ZM244 222V221H243ZM142 223V224H143ZM156 224V222H154ZM173 223V220L171 221V224ZM191 223V222H189ZM233 223V222H232ZM144 224V225H145ZM149 224V223H148ZM177 224H179V222H177ZM176 224V225H177ZM193 224V223H192ZM191 224V225H192ZM223 224V223H222ZM235 224V223H234ZM247 224V223H246ZM123 225V224H121ZM163 225V224H162ZM169 225V223H167V226ZM173 225V224H172ZM183 225V224H182ZM190 225V224H189ZM197 225V224H196ZM231 225V224H230ZM257 225V224H256ZM264 225V224H263ZM130 226V224H129ZM155 226V225H154ZM159 226L160 223H159ZM174 226V225H173ZM178 226V225H177ZM195 226V225H194ZM224 226V225H223ZM242 227V225H240ZM157 226H155L156 228ZM163 227L166 229L167 227L165 225L161 226V228L163 229ZM192 227V226H191ZM197 228V226H195ZM199 227V226H198ZM203 227V226H202ZM208 227V226H206ZM205 227V228H206ZM229 227V225H228ZM236 227V226H235ZM238 227V226H237ZM259 227V226H258ZM121 228V227H120ZM124 228V226H123ZM160 228V229H161ZM171 228V226H170ZM180 228V227H179ZM186 228V227H184ZM188 228V227H187ZM200 228V227H199ZM211 228V227H210ZM209 228V229H210ZM222 228V227H221ZM226 228V227H225ZM232 228L233 227V224H232ZM102 229V228H101ZM157 229V228H156ZM173 229V227H172ZM189 229V228H188ZM191 229V228H190ZM198 229V228H197ZM196 229V230H197ZM207 229V228H206ZM123 230V229H121ZM149 230V229H148ZM155 229H153V225H152V231H154ZM159 230V229H158ZM174 230V229H173ZM180 230V229H179ZM178 230V231H179ZM182 230V229H181ZM180 230V231H181ZM205 230V229H204ZM233 230V229H232ZM235 230V229H234ZM102 231V230H101ZM118 231V230H117ZM125 231V230H124ZM150 231V230H149ZM167 231V229L165 230ZM175 231V230H174ZM184 231V230H183ZM188 231V230H187ZM192 231H194V229L192 228ZM241 231V230H240ZM261 230H259V233H260ZM114 232V231H113ZM129 232V231H127ZM126 232V233H127ZM161 232V231H160ZM164 232V231H163ZM162 232V233H163ZM209 232V231H208ZM251 232V231H250ZM110 233V232H109ZM154 233V232H153ZM157 233V230L155 232V234ZM169 236L171 235V230L169 229V232H168ZM180 233V232H179ZM203 233V231H202ZM215 233V232H213ZM232 233V232H231ZM119 234V233H118ZM147 234V233H146ZM150 234V233H149ZM149 234H148V237H149ZM152 234V233H151ZM159 234V233H157ZM177 234V233H176ZM207 234V233H206ZM205 233H203L202 235H205ZM262 234V233H261ZM113 235V234H112ZM117 235V234H116ZM115 235V236H116ZM153 235V234H152ZM150 235V236H152ZM161 235V233H160ZM160 235H159V238H160ZM167 235V236H168ZM179 235V234H178ZM182 235V234H180ZM179 235V236H180ZM200 235V234H198ZM197 235V236H198ZM201 235V236H202ZM219 235V234H218ZM231 235V236H230ZM230 238L232 237V234H230ZM155 236V235H153ZM166 236V238H168ZM204 236V237H205ZM208 236H211L209 235L208 233ZM239 237H236V243H235V246H236V250L238 252V255L241 253L244 252V245H245V238H242V236L240 237V235L238 234ZM118 237V236H117ZM172 237V235L170 236ZM169 237V241H171V238ZM177 235H175V238L176 239ZM186 237V236H184ZM182 236V238H184ZM188 237V236H187ZM200 237V236H199ZM147 238V237H146ZM153 238H156V237H153ZM165 238V239H166ZM203 237H201L199 242H201V239ZM212 238V237H211ZM214 238V237H213ZM114 239V238H113ZM127 239V238H126ZM205 239H207V236L205 237ZM204 239V240H205ZM226 239V238H225ZM232 239V238H231ZM253 239V238H252ZM98 240V239H97ZM112 240V239H111ZM121 240V239H119ZM158 240V238H157ZM165 241L164 243L166 244V242H169V241ZM173 240V239H172ZM178 240V239H177ZM203 240V239H202ZM203 240V241H204ZM108 241V240H106ZM117 241V240H115ZM124 241V240H123ZM132 241V240H131ZM174 241V240H173ZM176 241V240H175ZM174 241V242H175ZM210 241V240H208ZM207 241V243H208ZM215 241V239H214ZM213 239H212V242H214ZM217 241V240H216ZM256 241V240H255ZM125 242V241H124ZM130 242V241H129ZM159 242V241H158ZM162 242V241H160ZM178 242H180V240H178ZM187 242V240H186ZM189 242V241H188ZM196 243H193V244H196V246L198 245V241H196ZM221 242V241H220ZM219 242V244H220ZM229 242V241H228ZM157 243V241H156ZM173 243V242H172ZM206 243V244H207ZM216 243V242H215ZM214 243V245H215ZM242 243V244H241ZM117 244V243H116ZM124 243H122V246H123ZM126 244V243H125ZM169 244V243H168ZM171 244V243H170ZM169 244V245H170ZM175 244H177L175 242ZM174 244V245H175ZM179 244V243H178ZM212 244V243H210ZM222 244V243H221ZM220 244V246H221ZM225 244V243H224ZM227 244V243H226ZM127 247H128V244H126ZM160 245V244H158ZM167 245V244H166ZM165 245V246H166ZM182 245V244H181ZM189 245V244H188ZM201 245V243H200ZM199 245V246H200ZM213 244L210 246V248H214ZM161 246V245H160ZM159 246V247H160ZM171 247L173 245H170ZM203 246H206L205 244H203ZM203 246H201V252L202 254L205 256L204 254V251L207 250L209 248L206 249L205 248H202ZM218 246L216 249H214V253L217 254L218 256V252H219V249L222 248ZM228 245H226V248H227ZM158 247V246H157ZM164 247V246H162ZM181 247V246H180ZM183 247V246H182ZM194 247V246H193ZM192 247V248H193ZM220 247V248H219ZM229 247V246H228ZM118 248V247H117ZM156 248V247H155ZM168 248V246H167ZM170 248V247H169ZM175 249H177V247L174 246ZM172 247V250L174 249ZM188 248V247H187ZM208 249L210 250L208 252V254H210V252L212 251L211 249ZM225 246L223 247V250H224ZM127 248H125L124 250H126ZM139 249V248H138ZM157 249V248H156ZM163 249V250H162ZM160 250H162V255H163V251L164 250H168V249H165V248H162ZM197 248H195L196 250ZM199 251H200V247H198ZM203 249H205L204 251H202ZM218 249V251H217ZM229 249V248H227ZM232 249V248H231ZM254 249V248H253ZM122 250V249H121ZM171 250V248H170ZM169 250V251H170ZM171 250V251H172ZM194 251V249H191ZM217 253H216V251ZM222 252H227V255L229 257L231 256V253L234 252L235 248L233 247V249L230 251L227 250V251H223ZM258 250V249H257ZM264 250V249H263ZM197 251V252H199ZM221 251V250H220ZM229 251V252H228ZM116 252V251H115ZM120 252V251H118ZM139 252V251H138ZM158 252V250H157ZM160 252V251H159ZM180 252H181V249H180ZM186 252H188L186 250ZM196 253V255H199V258L200 257H203L202 255L200 256L201 252L199 253ZM207 252L205 251L206 255ZM221 252V253H222ZM231 252V253H230ZM237 252L235 251L234 253L237 254ZM124 253V252H122ZM129 253V252H128ZM136 253V252H135ZM185 253V252H183ZM182 253V254H183ZM219 253V255L221 254ZM245 253V252H244ZM114 254V253H113ZM112 254V255H113ZM126 254V252H125ZM164 254H165V251H164ZM168 254V252H167ZM166 254V255H167ZM171 254V252H170ZM181 254V255H182ZM187 254V253H186ZM190 254V252H189ZM193 254V252H192ZM213 254V253H212ZM210 254V256L208 255V258L209 257H212ZM246 254V253H245ZM249 254V253H248ZM111 255V256H112ZM155 255V253H154ZM157 255V254H156ZM155 255V257H156ZM159 255L161 256V254L159 253ZM174 255V254H173ZM175 255L176 254V251H175ZM174 255V256H175ZM224 255V256H223ZM226 255V257H228ZM238 255H234L235 257L233 258V254H232V257L231 258V262L233 264H239V261L237 259L236 256ZM110 256V258H111ZM115 256V254H114ZM168 256V255H167ZM194 256V255H193ZM216 256V258H217ZM241 256V255H240ZM128 257V256H127ZM125 256V258H127ZM130 257V256H129ZM134 256H132L131 258L134 260L133 258ZM166 257V256H165ZM176 257V256H175ZM182 257V256H181ZM190 257V255H189ZM188 257V258H189ZM196 257V256H195ZM207 257V256H205ZM202 258V259H205ZM215 258V256H213ZM220 257V256H219ZM218 257V259H219ZM222 257L225 258V254L222 253V256L220 259H222ZM242 257V256H241ZM246 257V256H245ZM171 258H174V257H171ZM178 258V257H177ZM176 258V259H177ZM191 258V257H190ZM223 258V260H224ZM233 258V260H232ZM237 258V259H236ZM109 259V258H108ZM130 259V261L132 260ZM155 259V258H154ZM179 259V258H178ZM185 259V258H184ZM194 259V258H193ZM202 259L200 258V260H196L195 258V262L194 264H197L198 262H200V264H202ZM218 259H215V260H218ZM227 259V262H230V259L228 261V258H225ZM117 260V259H116ZM129 260V259H128ZM127 260V263H129ZM145 260V259H144ZM143 260V261H144ZM159 260V258L157 257V261ZM160 260L162 261L163 259L160 257ZM181 260V259H180ZM179 260V262H180ZM208 260V259H207ZM206 260V261H207ZM222 260V264H224ZM259 260V259H258ZM126 262V260H123ZM122 261V262H123ZM142 261V262H143ZM156 261V262H157ZM168 261V260H167ZM171 261V260H169ZM177 261V260H176ZM175 261V262H176ZM210 261V260H209ZM219 262H216L217 264L220 263V260H218ZM248 261V260H247ZM114 262V261H112ZM140 262V261H139ZM146 262H147V259H146ZM144 262L145 264H149V263H146ZM160 262V261H159ZM164 262V261H163ZM178 262V261H177ZM185 263H187L188 261H183ZM190 262H191V259H190ZM226 262V261H225ZM261 260L258 261L259 264H261ZM115 263V262H114ZM125 263V264H127ZM153 263V261H151V264ZM158 263V262H157ZM170 263V262H169ZM174 263V262H173ZM211 263V261H210ZM209 263V264H210ZM245 263V262H244ZM113 264V263H112ZM130 264V263H129ZM134 264V262H133ZM140 264V263H138ZM142 264V263H141ZM159 264V263H158ZM162 264V262L160 263ZM165 264V263H164ZM167 264V263H166ZM172 264V262H171ZM175 264V263H174ZM179 264V263H178ZM184 264V263H183ZM190 264V263H189ZM199 264V263H198ZM205 264V263H204ZM221 264V263H220ZM228 264V263H227ZM243 264V261L242 263Z\"/></svg>",
    "mask_w": 264,
    "mask_h": 264
}]
</instances>
